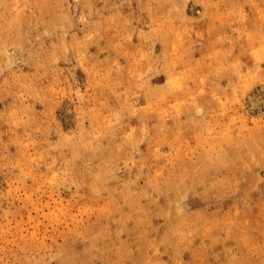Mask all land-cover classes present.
<instances>
[{
	"label": "rangeland",
	"instance_id": "1",
	"mask_svg": "<svg viewBox=\"0 0 264 264\" xmlns=\"http://www.w3.org/2000/svg\"><path fill=\"white\" fill-rule=\"evenodd\" d=\"M0 264H264V0H0Z\"/></svg>",
	"mask_w": 264,
	"mask_h": 264
},
{
	"label": "bare ground",
	"instance_id": "2",
	"mask_svg": "<svg viewBox=\"0 0 264 264\" xmlns=\"http://www.w3.org/2000/svg\"><path fill=\"white\" fill-rule=\"evenodd\" d=\"M12 49H13V51H12V53H10V55H9V58L11 59V60H15L16 62H19V61H21V58H22V54L20 53V50H19V48H13L12 47ZM14 61V62H15Z\"/></svg>",
	"mask_w": 264,
	"mask_h": 264
}]
</instances>
